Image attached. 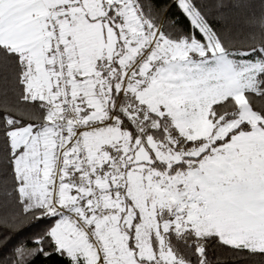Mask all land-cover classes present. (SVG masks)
Masks as SVG:
<instances>
[{
  "label": "snow or ice",
  "instance_id": "6c2138e0",
  "mask_svg": "<svg viewBox=\"0 0 264 264\" xmlns=\"http://www.w3.org/2000/svg\"><path fill=\"white\" fill-rule=\"evenodd\" d=\"M0 185V264H264V0H0Z\"/></svg>",
  "mask_w": 264,
  "mask_h": 264
},
{
  "label": "trees",
  "instance_id": "16d2710c",
  "mask_svg": "<svg viewBox=\"0 0 264 264\" xmlns=\"http://www.w3.org/2000/svg\"><path fill=\"white\" fill-rule=\"evenodd\" d=\"M162 3L170 2V0H161ZM178 10L173 6L170 10L171 15H176ZM260 15L259 11L256 12V16ZM183 24L185 27L188 25V21L184 20ZM229 25L232 27L230 37L239 43L249 33H259L260 28L257 22H249L247 14L238 15L229 20ZM3 185H0V200L3 199ZM9 246V250H10Z\"/></svg>",
  "mask_w": 264,
  "mask_h": 264
}]
</instances>
